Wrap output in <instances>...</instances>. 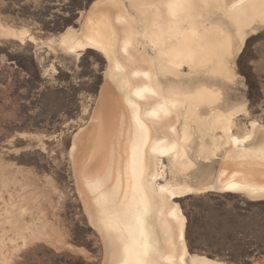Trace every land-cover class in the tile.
Returning a JSON list of instances; mask_svg holds the SVG:
<instances>
[{
    "label": "rangeland",
    "instance_id": "374dc122",
    "mask_svg": "<svg viewBox=\"0 0 264 264\" xmlns=\"http://www.w3.org/2000/svg\"><path fill=\"white\" fill-rule=\"evenodd\" d=\"M93 1L0 0V264H103V242L77 190L71 149L75 134L93 114L108 63L96 50L77 56L57 44L69 28L80 32ZM124 2L140 30L139 48L155 59L135 9ZM255 27L248 29L231 64L230 81L202 77L221 99L196 107L207 126L219 111L238 110L232 132L239 136L252 129V121L264 126V24ZM152 61L167 94L176 89L189 95L201 85L191 82L195 77L188 69L185 77L160 72L165 67ZM175 112L178 117L169 123L180 139L185 107ZM188 123L185 161L191 167L179 172L171 157L163 158L161 184L198 187L215 177L224 150L209 159L199 151L212 136L224 138L223 131L202 132L194 119ZM173 201L187 218L190 253L226 264H264V200L207 191ZM190 243L197 250L192 252Z\"/></svg>",
    "mask_w": 264,
    "mask_h": 264
},
{
    "label": "bare ground",
    "instance_id": "6f19581e",
    "mask_svg": "<svg viewBox=\"0 0 264 264\" xmlns=\"http://www.w3.org/2000/svg\"><path fill=\"white\" fill-rule=\"evenodd\" d=\"M129 2L156 50L155 59L139 48L140 30L124 0L93 1L80 32L69 28L57 41L77 56L96 50L108 63L93 114L75 134L71 149L77 190L103 242V264H226L190 253L187 218L173 199L216 191L264 200V126L252 121V129L239 136L232 132L238 110L219 111L207 126L196 109L221 99L202 77L232 79L231 64L248 29L254 32L256 24H264V0ZM152 60L165 67L160 72L185 77L188 69L195 77L191 82L201 85L189 95L176 89L167 94ZM182 106L187 122L179 139L169 120ZM193 119L202 132L220 129L224 134L200 146V156L208 159L224 150L213 181L198 187L159 183L163 158L171 157L179 172L191 167L185 143Z\"/></svg>",
    "mask_w": 264,
    "mask_h": 264
},
{
    "label": "trees",
    "instance_id": "16d2710c",
    "mask_svg": "<svg viewBox=\"0 0 264 264\" xmlns=\"http://www.w3.org/2000/svg\"><path fill=\"white\" fill-rule=\"evenodd\" d=\"M90 3H91V2H90ZM258 201H260V200H258ZM189 248H190V250H191L192 252H194L195 250H197L196 246H194L192 243H190Z\"/></svg>",
    "mask_w": 264,
    "mask_h": 264
}]
</instances>
